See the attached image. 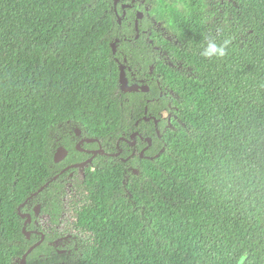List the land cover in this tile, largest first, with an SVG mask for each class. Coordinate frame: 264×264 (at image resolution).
Here are the masks:
<instances>
[{
    "label": "trees",
    "instance_id": "16d2710c",
    "mask_svg": "<svg viewBox=\"0 0 264 264\" xmlns=\"http://www.w3.org/2000/svg\"><path fill=\"white\" fill-rule=\"evenodd\" d=\"M124 2L138 40L113 0H0V264L43 234L27 264H264V0ZM100 147L61 235L78 169L52 180Z\"/></svg>",
    "mask_w": 264,
    "mask_h": 264
},
{
    "label": "water",
    "instance_id": "95a60500",
    "mask_svg": "<svg viewBox=\"0 0 264 264\" xmlns=\"http://www.w3.org/2000/svg\"><path fill=\"white\" fill-rule=\"evenodd\" d=\"M116 3H118L119 0H114ZM141 14L138 15L137 19H136V28H137V31L139 32V20L141 19ZM122 24V19L120 18L119 19V25ZM139 36V35H138ZM114 49V54H116V47L114 46L113 47ZM120 83H121V89L123 92L125 93H131V92H139V93H148L150 91V87L148 85V83L144 84V85H140L138 83H130L129 82V79H128V76H127V73H126V68L124 65L120 64ZM163 96V92L161 91V96L160 98ZM147 106H148V103H147ZM148 111V110H147ZM168 118V113L164 114L162 116V118H158L156 116H152L151 118H145L146 120L150 121V120H154L155 122V125H156V128H157V133L159 135V137H161V132L159 130V122L162 120V119H167ZM76 133L78 136L81 135V130L77 129L76 130ZM136 137L137 135L136 134H133L131 139L133 140V142H131V144L134 146L136 143L134 142L136 140ZM97 141L96 139H84L82 140L79 144H78V150L79 151H84V149L81 147L82 144L84 142H95ZM148 143H152V140L151 139H147L146 140ZM145 151H142L141 153V157L142 158H145ZM105 153V151L101 148L97 151L94 152V156H97L98 154H103ZM69 152L68 150L65 148V147H59L57 152H56V155H55V162L56 163H60L62 162L63 160H65L68 156ZM120 153H118L117 155H119ZM150 160H153L154 157H146ZM93 158L89 159L88 161L82 163V164H76V165H73V166H70V167H67L66 169H64L63 171H61L60 174L56 175L52 181H55L57 180L60 175L64 174L65 172H67L68 170H70L72 167H76V168H85L87 167L88 165H90L92 162H93ZM51 181V182H52ZM50 184V182L46 183L43 187H41L39 189V191H37L36 193L33 194L32 197L34 196H37L39 193H41L48 185ZM40 210H41V206L39 205L37 208H36V214L39 215L40 214ZM22 217L23 218H27L26 219V222H25V227H24V233L25 235L27 236L28 239L31 238V232L27 230V225L31 222V219H32V216L30 214H22ZM46 238V235L43 234L42 235V239L37 242L35 245H33L28 251L27 253L23 256V259H22V264H27V259H28V256L37 248L39 247L40 245H42V243L44 242Z\"/></svg>",
    "mask_w": 264,
    "mask_h": 264
},
{
    "label": "flooded vegetation",
    "instance_id": "af4514ba",
    "mask_svg": "<svg viewBox=\"0 0 264 264\" xmlns=\"http://www.w3.org/2000/svg\"><path fill=\"white\" fill-rule=\"evenodd\" d=\"M114 1V0H113ZM115 2V1H114ZM119 4H121L122 5V8H123V11H124V15L123 16H121V15H119V13H118V11H117V9H116V11H117V15H118V23H119V19L121 18L122 19V24H123V22H124V19L127 17V14H126V11H127V9H132V8H135L136 9V11H137V13H136V18H135V29H136V31H137V28H136V19H137V17H138V15L139 14H141V19L139 20V32L137 31V33H138V35L136 36V39L138 40L139 38H140V21L144 18V16H143V13H142V10H141V8L139 7V6H137V5H132V4H129V3H125L124 2V0H119L118 1V3H116L115 2V5H116V7L119 5ZM122 24L121 25H119L120 27H122ZM126 68V67H125ZM126 73H127V70H126ZM127 76H128V74H127ZM128 79H129V77H128ZM139 81H141V80H138V82L136 81V78H135V75L134 74H132V81L129 79V82L130 83H138L139 84ZM146 83H148V82H146ZM146 83H143V84H140V85H144V84H146ZM161 91L163 92V90L161 89ZM161 96V95H160ZM150 102V100L147 102V103H149ZM146 107H147V104H146ZM152 116H154V115H152ZM151 116V117H152ZM151 117H144V120L145 121H148V120H146L145 118H151ZM151 121V120H150ZM134 134H136L137 135V137H136V140L134 141L136 144L133 146L132 144H131V142H133V140L131 139V137H132V135H131V137H130V139L129 140H125L127 143H129V145H131L132 147H135V146H137L138 145V133H134ZM76 135H77V133H76ZM78 136V135H77ZM82 136V132H81V135L80 136H78V137H81ZM85 139V138H84ZM84 139H81L80 141H79V143L82 141V140H84ZM147 139H150V138H144L143 140L145 141V143L146 144H148V147H144L143 149H142V151H144V150H148L149 149V147L151 146L150 145V143H148L146 140ZM152 140V139H151ZM96 142V141H95ZM78 143V144H79ZM85 143H91V142H84L83 144H82V146L85 144ZM92 143H94V142H92ZM152 144V143H151ZM81 146V147H82ZM118 146L120 147V143H118ZM61 147H64V146H61ZM66 148V147H65ZM83 148V147H82ZM102 147H100L99 149H101ZM67 149V148H66ZM77 149H78V145H77ZM84 149V148H83ZM99 149H96V150H92L91 151V153L93 154V157L95 158L96 156H94V152L95 151H97V150H99ZM103 149V148H102ZM58 150V149H57ZM68 150V149H67ZM104 150V149H103ZM84 151H86L85 149H84ZM105 151V150H104ZM142 151H141V153H142ZM145 151V152H146ZM68 152H69V150H68ZM123 152V150L122 149H120V151H119V153L121 154ZM141 153H140V156H141ZM103 154H105V155H110V156H119V155H117L118 153H116V154H107L106 152L105 153H103ZM56 155V154H55ZM98 155H100V154H98ZM97 155V156H98ZM68 156H69V154H68ZM67 156V157H68ZM93 157H91V158H93ZM147 156H145V158H146ZM90 158V159H91ZM67 159V158H66ZM65 159V160H66ZM89 160V159H88ZM87 160V161H88ZM94 160V159H93ZM64 161V160H63ZM62 161V162H63ZM86 162V161H85ZM61 163V162H60ZM84 163V162H83ZM93 163V162H92ZM91 163V164H92ZM59 164V163H58ZM77 164H82V163H77ZM90 164V165H91ZM73 165H76V164H73ZM73 165H70V166H73ZM70 166H68V167H70ZM89 166V165H88ZM87 166V167H88ZM87 167H85V168H87ZM67 168V167H66ZM66 168H64V169H66ZM73 168H76V167H72L71 169H73ZM85 168H76V169H78V172L76 173V177L74 178V179H72V180H75L76 178H77V176H78V173H79V171H80V169H82L83 170V172H84V170H85ZM63 169V170H64ZM70 169V170H71ZM62 170V171H63ZM70 170H68V171H70ZM67 171V172H68ZM61 173V172H60ZM59 173V174H60ZM66 173V172H65ZM64 173V174H65ZM58 175V174H57ZM63 175V174H62ZM61 176V175H60ZM71 176H73L74 177V173H71ZM84 176H85V174H84ZM69 182H70V180H69ZM67 191H68V187H67ZM64 205H65V213H66V202H65V198H64ZM75 211V210H74ZM65 213H64V215H65ZM64 215H63V217H64ZM75 215H76V213H75ZM32 216V215H31ZM38 216H40V218L41 217H43V216H47L48 218H49V221H50V217L48 216V215H41V210H40V214L38 215ZM63 217H62V221H63ZM32 221H33V218L31 219V222L30 223H32ZM29 223V224H30ZM51 224V223H50ZM61 224H62V222H61ZM61 224H60V226H61ZM39 225H40V219H39ZM28 226V225H27ZM60 226L56 229L57 230V232L58 233H60L61 235H65V234H62L61 232H60V230H59V228H60ZM51 227H52V225H51ZM42 228V227H41ZM43 229V228H42ZM28 230V229H27ZM52 230H53V227L51 228V231L50 232H46L44 229H43V231L44 232H46V233H51L52 232ZM29 231V230H28ZM31 232V237H32V235H33V230H31L30 231ZM74 234V233H73ZM73 234H66V235H69V236H71V235H73ZM78 235V234H77Z\"/></svg>",
    "mask_w": 264,
    "mask_h": 264
},
{
    "label": "rangeland",
    "instance_id": "374dc122",
    "mask_svg": "<svg viewBox=\"0 0 264 264\" xmlns=\"http://www.w3.org/2000/svg\"><path fill=\"white\" fill-rule=\"evenodd\" d=\"M84 179V172L82 169H80L78 176L75 180H70L68 185V191L67 196L65 197L66 202V213L63 217L62 224L59 228L60 232L62 234H78V235H84L83 232L77 230L74 228L75 221H76V215L74 211V204L77 202V197L81 191V184ZM40 226L46 231H51V224L49 221V218L47 216H43L40 218Z\"/></svg>",
    "mask_w": 264,
    "mask_h": 264
}]
</instances>
